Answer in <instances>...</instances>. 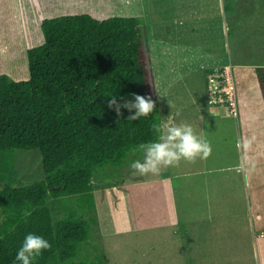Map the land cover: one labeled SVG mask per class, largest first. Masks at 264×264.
<instances>
[{"label":"rangeland","instance_id":"374dc122","mask_svg":"<svg viewBox=\"0 0 264 264\" xmlns=\"http://www.w3.org/2000/svg\"><path fill=\"white\" fill-rule=\"evenodd\" d=\"M238 2H245L244 11L250 6L244 17L231 2L235 10L223 12L226 0H0V74L15 80L29 78L27 50L43 43V19L81 13L140 16L158 116L162 123L174 116L211 144L207 159L181 161L158 175L133 174L131 162L143 158L139 151L124 166L100 169L94 180L100 185L94 191L96 211L90 213L92 234L75 261L264 264V237L259 235L264 230V97L257 75L264 65V3ZM216 68L226 76L222 84L231 76L234 113L208 102L209 73ZM238 139L252 141L247 153L237 150ZM242 156L245 168L237 171ZM12 158L17 172L8 183L43 179L38 150H16ZM63 215L57 206L56 216Z\"/></svg>","mask_w":264,"mask_h":264},{"label":"trees","instance_id":"16d2710c","mask_svg":"<svg viewBox=\"0 0 264 264\" xmlns=\"http://www.w3.org/2000/svg\"><path fill=\"white\" fill-rule=\"evenodd\" d=\"M41 30L43 43L27 50L29 78L0 74V264H19L28 233L52 245L33 264H97L75 261L92 234L95 176L127 164L133 149L155 138L151 125L162 123L147 30L140 16L89 13L45 18ZM257 75L264 97V65ZM132 93L152 97L149 117L129 121L127 109L118 116L108 107L110 96L131 100ZM16 150L40 152L43 179L8 183Z\"/></svg>","mask_w":264,"mask_h":264},{"label":"clouds","instance_id":"9594fccd","mask_svg":"<svg viewBox=\"0 0 264 264\" xmlns=\"http://www.w3.org/2000/svg\"><path fill=\"white\" fill-rule=\"evenodd\" d=\"M131 96V100L123 97L117 98L116 95L110 96L107 99L108 107L115 110L118 116L122 115L121 109H127L130 113L129 121H137L142 117L147 118L154 112L156 104L151 96H142L136 93H132ZM118 99L124 102L121 104ZM179 114L177 111L175 115ZM151 129L155 138L150 142L141 143L133 149L134 152L139 151L143 154L142 159L134 160L130 164L134 175H158L162 169L179 166L181 161L195 163L197 159H207L211 155L210 142L198 135L190 125L177 124L172 115L163 123H153ZM236 147L239 152L247 153L252 147V141L238 139ZM245 159V156L241 157L237 171L244 170ZM51 247V243L43 236L28 233L17 250L15 259L19 264H33Z\"/></svg>","mask_w":264,"mask_h":264},{"label":"built area","instance_id":"2783aa9c","mask_svg":"<svg viewBox=\"0 0 264 264\" xmlns=\"http://www.w3.org/2000/svg\"><path fill=\"white\" fill-rule=\"evenodd\" d=\"M228 70V69H227ZM229 75L231 74L228 72ZM224 78L226 82L225 74L220 75L217 68L209 73V85H208V102L210 105L221 104L228 106L230 111L234 113L236 109V97L232 85V80L230 76V81L225 84H222L220 78ZM217 82L215 86L212 87L213 82ZM260 237H264V231L259 233Z\"/></svg>","mask_w":264,"mask_h":264},{"label":"crops","instance_id":"0c3cea01","mask_svg":"<svg viewBox=\"0 0 264 264\" xmlns=\"http://www.w3.org/2000/svg\"><path fill=\"white\" fill-rule=\"evenodd\" d=\"M227 2H231V3H234V8L236 7V5H238V7H237V10H241V12H243V17H244V14L247 12V10H249V7L250 6H247V8H246V12L244 11V9H245V7H243L242 5L245 3V2H238L237 4H236V0H226ZM253 2H257V3H264V0H252ZM240 4V5H239ZM263 7V5H260V9ZM233 8V5L232 6H230V9L229 10H235ZM250 10L253 12V16H256V14H254V13H256V11H255V9L254 8H250ZM222 11L223 12H225L226 11V8H225V4H223V7H222ZM231 17H232V15H231ZM235 17V16H234ZM234 17H232L233 19H234ZM224 18H225V16H224ZM231 19V18H230ZM250 41V40H249ZM253 44H254V42H251L250 41V44H249V49H252L253 47ZM215 66H217V65H215ZM262 231H264V230H261V232Z\"/></svg>","mask_w":264,"mask_h":264}]
</instances>
